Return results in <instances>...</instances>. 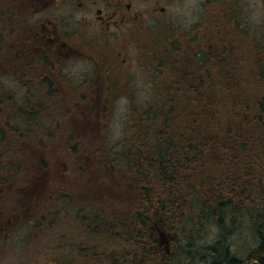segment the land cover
<instances>
[{"label":"trees","instance_id":"obj_1","mask_svg":"<svg viewBox=\"0 0 264 264\" xmlns=\"http://www.w3.org/2000/svg\"><path fill=\"white\" fill-rule=\"evenodd\" d=\"M10 2L0 0V11ZM226 9L224 27L233 25L225 28L229 38L218 44L215 28L204 39L216 57L189 52L195 36L180 38L186 45L183 62L175 46L168 60L154 52L153 68L163 71V78L154 73L153 103L131 110L130 136L117 150L106 149L104 141L94 148L98 140L86 124L68 127L58 102L73 110L77 100L72 95L39 96L38 101L30 99L34 95L29 92L35 91H26L19 105L10 90L1 88L0 73V219L17 220L3 224L7 230L0 227V244L10 228L20 227L21 216V225L36 223L33 229L39 228L38 219L46 221L42 205L50 207L52 226L63 211L59 220L77 226L80 242L53 247L49 264H264V46L249 36L252 32L236 26ZM230 37L245 46V63L239 69ZM0 42L3 46L1 37ZM2 64L0 50V72ZM194 76L200 77L198 84ZM169 99L173 108L167 105ZM44 100L53 101L48 105L55 107L57 120L50 129L33 133L20 120L31 112L36 119L46 111L38 107ZM37 134L43 137L40 141ZM47 136L52 138L45 140ZM59 149L74 160L85 189L71 195L52 187L53 192L42 196L38 187L28 189L26 180L35 175L54 179L53 150ZM156 229L171 234L173 254L159 249ZM241 233L243 256L230 243Z\"/></svg>","mask_w":264,"mask_h":264},{"label":"rangeland","instance_id":"obj_2","mask_svg":"<svg viewBox=\"0 0 264 264\" xmlns=\"http://www.w3.org/2000/svg\"><path fill=\"white\" fill-rule=\"evenodd\" d=\"M158 4L164 6L166 12H171L169 18H167L169 20L154 22L153 25L156 31L152 34L136 32V35L128 36V33L126 35L119 33L121 37L110 36L111 34H115L114 32H109L110 34L104 32L103 35L97 33L84 24V22H79L80 15L77 13L74 14L75 18L73 20H70L71 18L67 19L66 8L58 11L61 14V18L64 19L63 22L65 26L72 23L73 25L79 23L78 32L82 35L79 37V40L83 42V50L87 52L86 54L91 51H98V53H95V57L100 64L101 70L108 74L107 79H116L120 81L126 89V96H73L75 98L74 101L77 100L73 110H68V104H66V102H58V107L65 112V114L60 115H65L69 128H72L71 123L73 125L86 124V128H93L92 134L94 138L98 140L96 144L97 147L94 148H99L103 141L106 143V149L117 150L120 148L122 145L120 143L128 139L131 133H129L131 110L136 108H147L148 104L153 103L154 96L152 93L153 89L155 90V84L153 85L152 82H149L150 80H146L147 78L152 80L154 75V73L150 71L149 65L151 60L155 59L154 50L158 49L163 41H168L173 38V33H171L172 29H174L175 32L184 31L186 33L199 21L202 27L204 25L206 27L208 26L206 33L208 34L207 36L211 37L212 32H209V29H212L213 21L215 23L214 29L216 28V38L219 36V38H217V43H225V38H229L225 33V28L233 27L231 23H228V25L224 27V23L226 22L224 10L228 7L226 10L230 11L232 17H234L233 23L239 28H243L246 32H252L249 36H253V39L258 40L264 46V0H215L212 12L209 11L210 5L207 4V0H161V2L158 1ZM198 8L202 9L199 20L195 16ZM203 8L205 9L203 10ZM201 37V42L204 44L205 36L201 35ZM123 38L125 42H127L126 47L124 46L125 42H118ZM111 39H116V42L113 43ZM229 40L233 44L232 54L236 55L235 57L238 62V64H236L239 69V63H245V46H241L242 44L238 37H230ZM118 46L123 49H118ZM118 52L122 54V57H119V59H126V63L124 65L125 67L115 71L113 55ZM63 65V73L67 81L73 86L79 85L91 77L92 69L90 70L88 63L83 60H69ZM245 75L246 73H244V76ZM161 78H163V76ZM103 81L102 79L99 80L100 83ZM4 88H6V83H4ZM233 90L234 89H232V91ZM128 94L130 96H127ZM33 97L39 101V96H30V99L32 100ZM43 97L46 96H42L41 98ZM12 98L16 103L21 105L24 96H12ZM169 100L167 105L173 108V101L171 99ZM51 101L52 100L49 102ZM49 102L44 100L39 103L38 107L44 108L46 111L39 112L36 119L33 112H31L24 116V120H20L25 123V128L35 133V131L40 130L41 127H48V129H50L51 126H55L58 114L55 113V107L48 105ZM85 102H90L87 108L83 107ZM52 103L53 101L50 104ZM86 110H90L91 112L87 113ZM71 115L76 116L73 117ZM102 115H104L103 118H101ZM29 122L33 125H28L27 123ZM105 123L107 125H105ZM15 127H18V123ZM24 132H26V130ZM78 134L79 137H82L84 130L80 129ZM41 138L43 137H39V134H37V141H40ZM49 138L52 137L47 136L45 140ZM53 153L56 155L52 158V165H50L52 167L54 179H44L40 175H35L36 178L32 181L26 180V182L29 183L28 189L34 187L36 190L38 187L41 196L42 193L49 191L53 192L52 187L55 189L54 192L68 193L71 195L83 191L85 189V183L82 182L79 176L80 174L74 171V160L72 159V161H70V157L61 149L53 150ZM72 158L75 157L72 156ZM70 162L71 166L69 165ZM49 183L51 184V189H48ZM62 185H66V187L63 189ZM15 196L16 193L12 197ZM16 197L14 199H16ZM7 200L9 205L13 204L9 199ZM40 208L41 212L45 215L46 221L39 218V225H41L39 228L33 229L36 223L35 225L33 224V226L21 225V216L18 219L20 227H12L13 229L10 228V230L6 232V240L0 244V264H37L38 262L39 264H49L47 261L50 260V253L53 247H64L69 242L75 244L80 243L76 242L78 232L77 226L68 222L66 223L64 220H59L62 218L63 211L60 210L58 212L56 221L52 226L49 224L52 215L47 214V209L50 207L43 208L41 205ZM31 212L32 210H28V213ZM15 221H17L16 216H2L0 219V227L3 226L5 230H7L9 228L5 227L3 224H14ZM161 232L163 236H161L158 231L155 232L159 249L165 255L173 254L176 244L173 243L171 234L163 230H161ZM242 235L243 233H241L240 236H232L230 238L233 250L238 251V254L241 256L246 252L244 240L242 239L244 236ZM163 240H165L166 243H162ZM0 242H2V240H0ZM70 255L71 254H69V257Z\"/></svg>","mask_w":264,"mask_h":264},{"label":"flooded vegetation","instance_id":"obj_3","mask_svg":"<svg viewBox=\"0 0 264 264\" xmlns=\"http://www.w3.org/2000/svg\"><path fill=\"white\" fill-rule=\"evenodd\" d=\"M158 1L161 2V0ZM158 1L12 0L10 3H5V7L0 11V37L4 42L3 46L0 42V50L1 58L5 62V65H1L3 68L0 72L1 88L6 93L10 90L13 96H24L26 91H35L29 92L34 96H126L124 85L116 79H107L108 74L101 70L95 57L98 51L86 54L87 52L83 50V42L79 40L82 36L78 32L79 23L65 26L64 19L58 11L66 8V18H71L70 20L75 18L74 14H79V22H84L101 35L104 32H114L115 34L110 36L121 37L119 33L134 36L136 32L152 34L156 31L154 22L169 20L167 18L171 12H166L164 6L158 4ZM213 3L215 0H207L210 12L214 9ZM196 12L195 16L199 20L202 9L198 8ZM207 27L205 25L202 27L201 22L198 21L196 25H193L189 34L184 31L175 32L172 29L174 39L168 41L165 39L166 41H163L154 51L155 53L158 51L163 55L164 60H168L169 51L175 46L176 56H182L183 62L186 56L183 51L185 45L182 44L184 40L180 38L195 36L193 45H188L189 52L197 54V57H200L201 52H205L209 58L211 56L214 58L216 55L212 45L208 44V40H206L207 44H203L200 39L201 35L207 37ZM214 27L215 23L212 21V29H209L212 34ZM175 40L181 43H179L180 46L174 45ZM111 41L115 43L116 39H111ZM121 41L125 42V39L118 42ZM124 46H127V42ZM118 49L123 48L118 46ZM119 57H122L120 52L113 55L115 71L125 67L126 59H119ZM69 60H83L88 63L90 70L92 69L91 77L79 85L70 84L63 73V64ZM152 62L153 60L149 65L150 71L162 77L164 72L157 68L154 69ZM192 63L197 68L200 67L199 61ZM166 76L168 78V74ZM100 79L104 81L100 83ZM146 80H150L152 84L155 83H153V78ZM193 81L194 84H198L200 77L194 76ZM4 83H6V88H4ZM26 84L29 87L27 90L21 87ZM35 85L37 89L34 88ZM16 86L18 88L20 86L21 91ZM42 86L44 88H41Z\"/></svg>","mask_w":264,"mask_h":264},{"label":"water","instance_id":"obj_4","mask_svg":"<svg viewBox=\"0 0 264 264\" xmlns=\"http://www.w3.org/2000/svg\"><path fill=\"white\" fill-rule=\"evenodd\" d=\"M164 243H166V241H164Z\"/></svg>","mask_w":264,"mask_h":264}]
</instances>
